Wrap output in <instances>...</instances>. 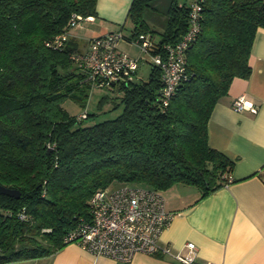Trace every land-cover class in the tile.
I'll use <instances>...</instances> for the list:
<instances>
[{
	"label": "trees",
	"instance_id": "trees-1",
	"mask_svg": "<svg viewBox=\"0 0 264 264\" xmlns=\"http://www.w3.org/2000/svg\"><path fill=\"white\" fill-rule=\"evenodd\" d=\"M193 1L201 6L199 27L167 103L160 68L149 62L146 79L136 70L132 80L115 84L123 104L115 118L84 125L87 110L78 118L81 112L70 114L62 104L84 105L97 86L74 59L82 51L69 38L61 48L45 42L71 31L73 16H96L97 0H0V184L20 192L18 198L0 193V264L67 245L65 234L90 219L97 189L137 185L161 192L182 183L204 197L226 184L233 161L209 145L207 125L232 80L250 75L264 0H169L160 38L148 37L151 54L187 31ZM149 4L131 0L126 39L154 31L141 18Z\"/></svg>",
	"mask_w": 264,
	"mask_h": 264
},
{
	"label": "crops",
	"instance_id": "crops-1",
	"mask_svg": "<svg viewBox=\"0 0 264 264\" xmlns=\"http://www.w3.org/2000/svg\"><path fill=\"white\" fill-rule=\"evenodd\" d=\"M116 1L122 4V11H128L131 0ZM104 7L101 0H97L94 21L100 17L119 22L120 18L106 14ZM93 22L89 24L92 26ZM99 25L103 26L101 22H94L96 33L93 35H84L81 27L76 26L68 38L79 50L85 51L93 36L118 30L110 28L101 32ZM118 46L121 51L131 52L132 47L125 42H118ZM249 61L250 75L232 80L228 93L215 103L207 125L209 145L233 161L231 181L204 197L197 187L182 183L161 191L166 210L172 212L173 217L162 231L159 243L196 264H264V28L256 30ZM240 96L255 105L256 112L235 110L232 101ZM187 242H193L195 249L187 248ZM6 264L181 263L169 255L140 252L129 262H121L70 243L49 256Z\"/></svg>",
	"mask_w": 264,
	"mask_h": 264
},
{
	"label": "built area",
	"instance_id": "built-area-1",
	"mask_svg": "<svg viewBox=\"0 0 264 264\" xmlns=\"http://www.w3.org/2000/svg\"><path fill=\"white\" fill-rule=\"evenodd\" d=\"M200 10V4L193 1L188 12L187 31L175 43L165 45L160 53L149 52L151 40L144 34H139L133 40L141 51L147 52L148 61L160 68L164 104L184 76L185 49L195 38L199 27ZM80 18L73 16L71 29L78 26ZM85 18L91 19L92 16ZM69 33L70 31H63L45 44L61 48ZM122 36L120 31L95 36L88 41L85 51L74 56V59L89 72L97 86H113L121 80L133 79L138 59L117 49V42ZM232 107L237 111L248 109L256 112V106L242 96L232 101ZM83 117L85 111L78 115V118ZM230 181L229 176L226 184ZM89 208L90 219L80 221L68 231L63 237L65 244L75 243L92 254L121 262H129L135 253L140 252L149 255H169L181 264H196L187 256L173 252L169 247L161 246L159 243L162 231L173 217V213L166 210L165 200L160 191L137 185L97 189L90 196ZM185 245L190 250L195 249L193 242H187Z\"/></svg>",
	"mask_w": 264,
	"mask_h": 264
},
{
	"label": "rangeland",
	"instance_id": "rangeland-1",
	"mask_svg": "<svg viewBox=\"0 0 264 264\" xmlns=\"http://www.w3.org/2000/svg\"><path fill=\"white\" fill-rule=\"evenodd\" d=\"M108 1L109 0H101V3L105 5V13L110 16L115 15L114 17L118 19L120 18L119 22L102 19L100 17H96L94 21V18L92 17L91 19L85 18L81 20L78 24V27H81V31L84 35H93L96 33V31L93 30L94 22H101V24L104 26L103 27L99 25L101 26L99 27L101 32H105L110 28L118 29L116 31H120L123 35L118 40V42H125V44L132 47L131 52L133 54L128 51L124 52L131 57L138 59L137 76L138 78L144 80L147 78L148 72L151 67L148 61L149 55L147 54V52L141 51L139 45L137 46L134 42L126 39V37L124 36L130 35L133 25L130 19L125 18L127 9L122 11L123 6L122 4L119 5L120 1L114 0L115 2L113 4ZM187 1L190 2L191 0ZM168 2L169 0H150V4L145 5L144 10L142 11V20L149 26L151 30H154L153 32H151V35L148 33L146 34V36L151 37L153 41H158V39L160 38V32L165 27L166 21L164 12L168 5ZM90 22H93L92 26L91 24H89ZM89 27H91L92 30H90ZM118 48L119 46L117 47V49ZM117 88V85L111 87L93 86L87 91L88 94L85 99L84 105L80 104L77 101H73L72 99H66L62 104L70 114H78L83 110H87L89 112V117L83 120L84 125H91L103 120L112 119L115 118L123 109V104L120 101L121 93Z\"/></svg>",
	"mask_w": 264,
	"mask_h": 264
},
{
	"label": "water",
	"instance_id": "water-1",
	"mask_svg": "<svg viewBox=\"0 0 264 264\" xmlns=\"http://www.w3.org/2000/svg\"><path fill=\"white\" fill-rule=\"evenodd\" d=\"M0 193L6 194L9 196H14L16 198H18L20 195V192L18 189L10 188L2 184H0Z\"/></svg>",
	"mask_w": 264,
	"mask_h": 264
}]
</instances>
